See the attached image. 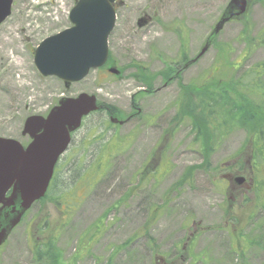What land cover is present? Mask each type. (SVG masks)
Wrapping results in <instances>:
<instances>
[{"label":"rangeland","instance_id":"rangeland-1","mask_svg":"<svg viewBox=\"0 0 264 264\" xmlns=\"http://www.w3.org/2000/svg\"><path fill=\"white\" fill-rule=\"evenodd\" d=\"M121 1L109 37L120 77L93 69L68 89L38 72L34 50L71 26L74 4L13 0L0 25V81L20 87L18 99L0 104V137L27 145L25 120L46 116L62 97L94 94L102 105L73 134L47 198L0 248V264H264V147L254 146L250 126L216 132L206 155L189 119L170 125L180 111L181 86L208 79L214 87L241 81L264 110V2L252 0L247 14L227 22L185 69L230 0ZM142 12L153 20L139 28ZM140 66L156 75L145 81L152 89L138 79ZM168 68L182 72L167 85L158 76ZM3 91L10 92L0 85ZM238 156L243 168L226 171L234 178L244 172L250 189L243 197L220 171Z\"/></svg>","mask_w":264,"mask_h":264},{"label":"water","instance_id":"water-1","mask_svg":"<svg viewBox=\"0 0 264 264\" xmlns=\"http://www.w3.org/2000/svg\"><path fill=\"white\" fill-rule=\"evenodd\" d=\"M118 0H77L70 11L71 26L45 38L34 51V64L44 77H57L66 88L83 80L92 69L103 67L109 58L108 39L116 24ZM13 0H0V25L11 15ZM248 0H230L198 58L211 47L216 35L232 19L245 16ZM149 17L139 20L142 27ZM195 60L186 63L185 68ZM109 72L119 75L117 67ZM94 94L63 97L46 116L32 115L24 123L27 146L13 138L0 137V246L20 223L25 212L43 198L53 178L55 165L71 143L83 118L99 110ZM112 123L119 121L111 118ZM11 190L9 196L7 193Z\"/></svg>","mask_w":264,"mask_h":264},{"label":"trees","instance_id":"trees-1","mask_svg":"<svg viewBox=\"0 0 264 264\" xmlns=\"http://www.w3.org/2000/svg\"><path fill=\"white\" fill-rule=\"evenodd\" d=\"M255 1L264 2V0ZM249 2L251 3L252 0H249ZM138 70L142 74L141 77L138 76V79L152 89L151 84H146L145 81L154 79L156 75L144 66H140ZM176 72L172 68H168L166 72L162 73V76L166 81L169 77L174 78L175 76L176 79V77H179ZM208 81L209 84H206L207 80H205L201 83V86L192 84L181 86L180 111L170 125L175 127V124L179 123L180 126L181 122L189 119L195 133V141L199 143L200 148L206 155L213 148V142L217 136L216 132L219 131L220 137L225 134V130L229 131L236 126H250L252 143L254 146L259 143V146L264 147V110L256 106L251 98L247 96V87L244 88L241 81L237 83L221 82L222 85L218 86L217 84L215 87L214 82L211 83L213 80L208 79ZM214 81L220 83L219 80ZM105 108L113 110L112 107ZM257 134L260 135L261 140L256 137ZM260 152L264 155V151ZM206 163L209 166L210 162L206 160Z\"/></svg>","mask_w":264,"mask_h":264},{"label":"flooded vegetation","instance_id":"flooded-vegetation-1","mask_svg":"<svg viewBox=\"0 0 264 264\" xmlns=\"http://www.w3.org/2000/svg\"><path fill=\"white\" fill-rule=\"evenodd\" d=\"M69 2L75 5V3L77 2V0H69ZM116 7H117V10H118V6H116ZM119 8H120V6H119ZM143 15H145L144 12L140 13L138 19L136 20V25H137L138 27H139V19H140ZM189 60H191V59H189ZM189 60H187V62H188ZM196 62H197V61H196ZM196 62H195V63H196ZM195 63H194V64H195ZM192 65H193V64H192ZM190 66H191V65H190ZM190 66H189V67H190ZM181 72H182V69L179 68V70L177 71V75H180ZM158 78L161 79V80H163L164 83H165L166 80L164 79L163 76L159 75ZM204 79H205V77H202V78H201V81L204 80ZM174 80H175V76H174V78L169 77L168 80L166 81L167 85L170 84V83H172ZM166 83H165V84H166ZM240 158H241L240 156H238V157H236V158H231L230 161L227 162L226 164L223 163L222 168H221L220 171H221V177H222V179H223L224 181H227V183L231 185V189H233V190H234V189H237L238 186H239L240 189H243V191L241 192V195H242V197H243V196L248 192V190L250 189V187H247L248 189L246 190V185H245V183H246V177H245V175H244V172L240 170V172L243 174L242 176L245 178V179H242L241 182H240V181L237 180V178H234V176H233V174L231 173L230 170H229V171H226L227 169H230V168H232L233 170H234V169H235V170H238L241 166H243L242 163H241V159H240ZM237 167H238V168H237ZM251 181H252V180H251ZM9 194H10V192L8 193V195H9Z\"/></svg>","mask_w":264,"mask_h":264},{"label":"bare ground","instance_id":"bare-ground-1","mask_svg":"<svg viewBox=\"0 0 264 264\" xmlns=\"http://www.w3.org/2000/svg\"><path fill=\"white\" fill-rule=\"evenodd\" d=\"M0 85L1 87H6L9 89V93H6L3 91L0 93V104H4L7 103L8 101H10V99H18L20 96V87H18V83L14 81V83L12 84L10 81L9 83L7 81L1 80L0 81ZM9 103V102H8Z\"/></svg>","mask_w":264,"mask_h":264}]
</instances>
